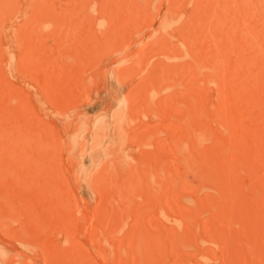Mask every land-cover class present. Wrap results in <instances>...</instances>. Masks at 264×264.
<instances>
[{
    "label": "rangeland",
    "instance_id": "rangeland-1",
    "mask_svg": "<svg viewBox=\"0 0 264 264\" xmlns=\"http://www.w3.org/2000/svg\"><path fill=\"white\" fill-rule=\"evenodd\" d=\"M0 264H264V0H0Z\"/></svg>",
    "mask_w": 264,
    "mask_h": 264
},
{
    "label": "bare ground",
    "instance_id": "bare-ground-1",
    "mask_svg": "<svg viewBox=\"0 0 264 264\" xmlns=\"http://www.w3.org/2000/svg\"><path fill=\"white\" fill-rule=\"evenodd\" d=\"M219 2V1H218Z\"/></svg>",
    "mask_w": 264,
    "mask_h": 264
}]
</instances>
